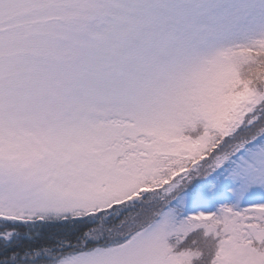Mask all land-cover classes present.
<instances>
[{
	"label": "snow or ice",
	"instance_id": "obj_1",
	"mask_svg": "<svg viewBox=\"0 0 264 264\" xmlns=\"http://www.w3.org/2000/svg\"><path fill=\"white\" fill-rule=\"evenodd\" d=\"M0 264H264V0H0Z\"/></svg>",
	"mask_w": 264,
	"mask_h": 264
}]
</instances>
